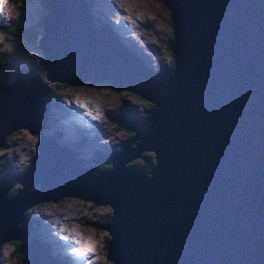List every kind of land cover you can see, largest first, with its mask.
I'll return each mask as SVG.
<instances>
[{
    "label": "water",
    "instance_id": "95a60500",
    "mask_svg": "<svg viewBox=\"0 0 264 264\" xmlns=\"http://www.w3.org/2000/svg\"><path fill=\"white\" fill-rule=\"evenodd\" d=\"M44 1L37 46L49 82L109 81L154 106L127 118L134 135L119 150L90 160L40 134L16 193L0 180V246L18 239L20 264H61L36 235L24 240L26 210L72 195L110 207L100 227L114 264H264V0H158L171 69L157 70L94 28L81 0ZM12 76L0 83V147L48 118L45 83L21 67ZM143 150L155 154L149 171L127 165ZM85 161L112 166L93 172Z\"/></svg>",
    "mask_w": 264,
    "mask_h": 264
},
{
    "label": "rangeland",
    "instance_id": "374dc122",
    "mask_svg": "<svg viewBox=\"0 0 264 264\" xmlns=\"http://www.w3.org/2000/svg\"><path fill=\"white\" fill-rule=\"evenodd\" d=\"M128 1L130 3L135 4L136 6H140L141 4H144L146 6V7L143 6V8L141 7L140 10L144 11L148 16L153 17L150 23L151 28L153 30L152 34L156 36H162L159 39V43H158L159 45L158 44L153 45V47L154 46L158 47L156 50H154V52L161 53L157 57V60L160 62L155 64L156 61L152 60V57L150 55L148 57L149 60L143 59L141 56H138V59L141 60L142 62H145L146 65L151 69H157L160 66H163L165 68H170V63L166 54V50H164L165 47L163 44V40L168 39L169 34L167 31V27L164 21L162 11L159 7V2L157 0H153V1L128 0ZM7 4L9 5V7L7 6ZM40 5L42 6L41 9L39 8ZM44 5H45L44 0H21V1L6 0L7 8L5 7L4 11L7 15L5 17L7 22H4V20L0 21V49L4 53L9 54L11 51L6 48L12 47L14 50H17L18 53L16 54V56L11 57L12 62L11 61L9 62V66L6 68L5 73L13 69L10 67L11 64L13 63L15 67L17 66L23 67V69L25 71H28L29 74L32 72L38 75L43 81L47 82L52 86V91L50 94H48L47 99L53 101V103H56V105H53L50 102V116L47 121V125L43 130V133L48 136H54L56 142L59 145L68 144L71 146L70 143L66 142L59 135V130L64 127L62 126V124H60V119L58 118L60 112L58 111L61 109H67V107L69 106V100L65 96L66 89L75 87L77 85H93V86H95L96 84L102 85L106 89L93 92V94L97 96V99L100 102H103L101 103L102 106H100L97 109V112L99 116L101 115L108 116V118H110V120L112 121V124H110V121L109 123H107L105 119H102L99 116H97L95 119L93 118L92 119L93 121L97 119L104 128L86 137L88 141L87 145L89 147V151L84 153L80 151L79 148H77V152L80 157L84 159H89L91 156L96 155L97 150H100L102 152H107L119 148L122 143L127 142L129 140L131 135L129 133V130L126 128L125 123L123 125H119L118 127L114 126V121L119 122V120H117V118L115 117L116 111L122 110L125 112V114L128 113L131 115L130 117L137 119V118H142L145 113L149 112L148 114H150L152 108H150V106L148 107L145 103H143L142 98L131 96L127 91H125L122 88H117L115 89V91H112L111 90L112 88L107 87L108 84L111 85L109 81L101 80L99 82H92V81L84 80L77 83L49 82L48 79H45V76L43 74L44 70L41 68V62L44 58V54L41 48L37 46L35 43H31L30 41H22L19 39H15L17 36L8 33L9 30L5 31L1 29L3 25H11L9 23L10 14H12L13 17L18 18L20 13H22V11L23 12L26 11L24 13L25 22L33 21L38 17L41 18L44 15L45 10L48 12V9H44ZM23 23L24 21L21 20L20 24ZM102 26L105 28V23H102ZM32 30H38V29L34 25L24 27L23 29L25 34ZM22 38L25 39L24 36ZM38 38L39 37H37V39ZM150 52H153V49L152 50L150 49ZM130 58L139 62L134 56L132 57L130 56ZM104 96L106 97L105 100L107 99V101L102 100ZM144 109L146 110V112L144 111ZM145 117H147V115L144 116L143 118ZM79 125L82 126L83 130L89 129L87 126H85L82 123H79ZM94 126H96V124ZM96 128H98V126H96ZM108 140H111L110 145L106 144V141ZM37 142H38V136H36L35 134H30L25 128H21V127L16 128V130H14L9 135L8 143H6L5 147L10 143L16 144L15 150L17 151L20 150L21 156L25 157L27 160L24 165L19 166L17 168L9 170V167H6L7 171L5 172V174L3 173L0 174L6 178H10V181L12 182V185L10 186L11 188L9 187L10 190L8 189V194L13 193L15 189L19 186L17 182L11 180V177L18 171H21V169L29 163L30 159L35 155V153L39 151V149L37 148ZM94 145H99L97 150L93 149ZM141 154L139 152L140 156ZM87 162H91L92 164H94L93 168L95 171L105 169L106 165H108L97 161H86V163ZM0 165L5 166V163H0ZM38 184H40V182H38ZM31 187H35V186L32 185ZM58 202L60 203L57 204ZM51 204H55V206H50ZM47 207H48V212L46 213L48 214L50 213V215L55 214L56 212H58V214L60 215L63 213L61 217L59 215V218L61 221L62 219L64 220V222L67 224L69 229L74 230L78 235L83 237L86 241L89 240L92 241L93 244H95L94 246L92 245L93 252L92 251L88 252V254L86 255L84 254L83 251L81 252L83 257L91 256L90 259H84L82 264H92L91 262L97 260L99 261V264H114L113 261L110 260L109 258H104L105 250L103 248V245L106 243L109 236H107L106 233L107 230L100 227V225H102L105 219L108 217V214H106L108 210L106 205H101V203L93 204L92 201H89L87 199H81L75 196H70V197L66 196L58 201H48V200L39 201L27 210L28 215L36 223V230L35 232H32L31 235L36 234L41 240L45 241L47 243L50 253L56 256L58 259H61L63 261L65 260V264H73L71 259L77 258L81 255L76 256L72 252L70 253L69 251L65 250L63 248L64 240L59 236H55L52 232L49 231V229L52 227V224H50L51 221H45L41 217V210ZM42 213H43L42 215L44 216L45 212L43 211ZM66 214H69V216ZM34 226L35 224H33V227ZM91 226L93 228V233L90 232ZM93 235L95 236L93 237ZM16 240L18 245L19 241L18 239ZM17 245L15 246L13 242H9V241L2 244V246L0 247V264H19V257H18L19 252L14 251ZM51 246H53V248ZM60 247L64 249L63 252L60 251L62 249ZM99 250H100V254H98ZM56 257L54 258L56 259Z\"/></svg>",
    "mask_w": 264,
    "mask_h": 264
},
{
    "label": "clouds",
    "instance_id": "9594fccd",
    "mask_svg": "<svg viewBox=\"0 0 264 264\" xmlns=\"http://www.w3.org/2000/svg\"><path fill=\"white\" fill-rule=\"evenodd\" d=\"M80 5L82 7V10H83V13L85 15V18L90 20V21H92L93 23H95V27L94 28H97L102 33H104V34L108 35L110 38H112L131 57L134 56L140 62V64L146 65L145 62H142L141 60L138 59V56H141L143 59L149 60L148 57L150 55L152 57V60L156 61L155 64L160 62V61L157 60V57L161 53L160 52H154V50H156L158 47H156V46L153 47V45L154 44H158L159 43V39L162 36H156V35L152 34L153 30L151 28L150 23H151V20L153 19V17L152 16L151 17L148 16L144 11L140 10L141 7L142 8H143V6L146 7L144 4H141L140 6H136L135 4L130 3L128 0H81ZM107 6H109V7H107ZM159 7H160V4H159ZM39 8L41 9L42 6L40 5ZM44 9H47V7L45 5H44ZM160 9H161V7H160ZM25 12L20 13L18 18H15V17L12 16V14H10L9 23L11 25H13V27L15 26L16 28H18L21 31V33L23 34L24 37H25V33L23 31L24 27H28V26H31V25L32 26L34 25L38 30H40L39 35L43 34L44 30L42 28V18H43L44 15L41 18L38 17V18H36L33 21L25 22V17H24V13ZM45 12H46V10H45ZM45 12H44V14H45ZM21 20L24 21L23 24H20ZM39 22H41V24H39ZM102 23H105V28L102 26ZM145 25H146V27H144ZM15 39H19V40H22V41H28V39L26 37H25V39H23L20 36L16 37ZM37 41H38V39L35 40V44L36 45H37ZM9 48H10V50L15 51L16 54L18 53V51L14 50L12 47H9ZM40 48L42 50V47H40ZM150 49L151 50L153 49V52H150ZM43 54H44V52H43ZM44 58H45V54H44ZM44 58H43L42 62L44 61ZM133 61H135V60H133ZM42 62H41V64H42ZM135 62H137V61H135ZM139 62H137V63H139ZM10 67L13 68V69L10 70L11 75H13V71L15 69H17L18 67H21V66L15 67L13 65V63H12ZM41 67H43V65H41ZM160 67H162L164 69H169V68H165L163 66H160ZM21 68H23V67H21ZM42 69L45 72H48L47 69H44V68H42ZM157 69H159V67ZM30 74H32L33 76H36L39 79V81L44 82L46 84V86L50 89V93H51L52 89L50 87L51 86L50 84H48L47 82L43 81L38 75H36V74H34L32 72ZM9 78H10L9 81L0 82V83L8 84V83H10V82L15 80L13 76L9 77ZM45 79H46V76H45ZM82 81H84V80H82ZM50 82H58V81L54 80V81H50ZM64 83H67V82H64ZM96 86H98V87H96ZM94 87H96V88H94ZM102 89H106V88H104L100 84H96L95 86H93V85H77L75 87H71V88H67L66 89L65 96L69 100V106L67 107V109H61V110L58 111V112H60V114L58 115V118L60 119V124H62V126L64 127V128H61L59 130V135L66 142L70 143L71 146L68 145V144L59 145L56 142L55 137L53 136L52 138H54L55 143H56V145L58 147H61V148L65 147V148H68V149H73L75 151L77 150V148H79L80 151H82L84 153L89 151V147L87 145L88 141H87L86 137L88 135L93 134L96 131L101 130L102 128H104V127H102V125L99 123L98 120L96 122L92 120L93 118H96L97 116H99V114L97 112V109L100 106H102L101 103H103V102H100L97 99V96L94 95L93 92L101 91ZM112 91H115V90L112 89ZM127 92L129 93V91H127ZM103 93H101V94H103ZM106 93H109V92H106ZM105 98L106 97L104 96L102 98V100L107 101V99L105 100ZM46 101H47V111H46L47 114H46V116L48 118H46V120L44 121V125L45 126L43 127V129L40 132H34L33 133L36 136H38V141H39L40 134H42L43 136L51 137V136H48V135L44 134L43 130L45 129V127L47 125V121H48L49 116H50V102L53 105H56V103H53V101H51V100H49L47 98H46ZM143 103H142V105H143ZM108 109H109V107H108ZM144 111L146 112L145 109H144ZM122 112H124V111H122ZM148 113H145L144 116L148 115ZM99 117H101L102 119H105L107 121V123H109V121H110V118H108V116L101 115ZM115 117H116V115H115ZM142 118H137V119H142ZM117 120H119V118H117ZM119 122H121V121L119 120ZM79 123L84 124L89 129L88 130H83L81 128V126L79 125ZM95 124H96V126H98V128H96V126H94ZM125 125L127 126V119L125 121ZM21 128H23V127H21ZM24 128L27 130L26 127H24ZM13 131H10V133L7 134V135H10ZM37 144H38V142H37ZM15 147H16V144H14V143H10L7 147H5V143H4V145L2 147H0V153H1V155H3L1 157V159H0V163H5V166L0 165V174L1 173L5 174V172L7 171V169H6V167H8L7 159L15 158V160H20V162H21L20 166H22V165H24L26 163L27 159L25 157L21 156L20 150L19 151L15 150ZM93 149L97 150L98 146L94 145ZM114 150H118V149H114ZM97 151H99L101 153H106V152H102L100 150H97ZM110 151H113V150H110ZM107 152H109V151H107ZM37 153H38V151L35 153V155ZM96 155H97V152H96ZM96 155L91 156L89 159L95 158ZM34 156L30 159V161L34 158ZM76 157L84 159V158H82V157H80L78 155V152H76ZM30 161H29V163L27 165H25L21 169V171H18L16 174H14L11 177V180H14L15 182H17L16 178H14V177L17 174L23 172V170L25 168H27L28 165L30 164ZM100 163H102V162H100ZM84 164L87 165V164H92V163L91 162H87L86 163V161H85ZM92 166L94 167V164H92ZM93 167H92L93 172L101 171V170L95 171ZM102 170H104V169H102ZM1 177H3L4 181H9L10 183H12L10 181V178H6V177L0 175V180H1ZM17 183H18V185L21 184L20 182H17ZM33 185L35 187H31L32 185H30L29 189H37V188H39L38 182H36ZM20 187L21 186H18L15 189V191L13 193H10V194H8V190H7L6 194L11 196V195L15 194L17 189H19ZM10 188H8V189L10 190ZM66 196L70 197L72 195H61V196L55 198L54 200L43 199L41 201H44V200L58 201L61 198L66 197ZM81 199H83V198H81ZM89 201H91V200H89ZM59 203L60 202H58L57 204H59ZM33 205H31L30 207H32ZM50 206H55V204H51ZM30 207H28L27 210ZM48 207L44 208L43 210H41V217L45 221H51L52 227L49 229V231L52 232L55 236H59L60 238H62L64 240L63 248L65 250H67L69 252H72L74 255L77 256V255H82L81 254V252H82L81 249H83V248H85L86 246H89V245L90 246H92V245L94 246L95 245V244H93L92 241H89V240L86 241L83 237L78 235L74 230L69 229V227L64 222V220L63 219H62V221L60 220V218H59L60 214H58V212H56L55 214H51V215L47 214V215L43 216L42 212L43 211L44 212H48ZM106 214H108V213H106ZM66 215L69 216V214H66ZM60 217H61V215H60ZM30 219L33 221L35 226L34 227L32 226V228L28 232V235L30 233L29 236L27 235L28 237H26V238L23 237L24 240L36 235V234L31 235V233L35 232V230H36V223L34 222V220L31 217H30ZM90 232L93 233L92 226L90 227ZM94 236L95 235H93V237ZM107 236H109L108 233H107ZM23 238L21 239V241H23ZM10 240L11 239H8L7 241L10 242ZM92 252H93V250H92ZM18 254H20V257H21V253L19 252ZM98 254H100V250H99ZM54 257H56V256H54ZM58 260L62 261L61 259H58ZM62 263L65 264L63 261H62ZM81 263H83V261H81Z\"/></svg>",
    "mask_w": 264,
    "mask_h": 264
},
{
    "label": "trees",
    "instance_id": "16d2710c",
    "mask_svg": "<svg viewBox=\"0 0 264 264\" xmlns=\"http://www.w3.org/2000/svg\"><path fill=\"white\" fill-rule=\"evenodd\" d=\"M39 24H41V22H39ZM42 28H43V24H42ZM7 30H9L8 33H10L12 35H15L17 37H19V36L22 37L23 36L21 31L18 28H16L15 26L13 27V25H10V27H8ZM39 33H40V30H32L30 32H27L25 34V37L28 39V41H30L32 43H35V40L37 39V37H39ZM6 49L10 50L9 47H7ZM10 51H12V52H10L9 54H6L3 51H1V49H0V82H7L10 79L9 77H12L10 70L5 73L6 68L9 66V62L11 61V57L12 56H16V52L15 51H13V50H10ZM169 69H171V67ZM43 74H44V76H46V72L45 71L43 72ZM50 87L52 89V86H50ZM107 87L112 88V89L115 90V88L113 86H111L110 84H108ZM129 95L136 96L137 98L138 97L142 98L143 102L148 107L150 106V108H153V106H154V102H152V101H150L148 99H145L144 97L140 96L139 94H135V93L129 92ZM115 115H116V118H119V120L121 121V122L114 121V126L115 127H118L119 125H123L125 123L126 119L129 116H131L130 114H128V113L125 114V112H122V111H119V110L116 111ZM110 123L112 124L111 120H110ZM126 128L129 130L128 126H126ZM129 133H130L131 136L134 135V131L133 130H129ZM8 137H9V135H7L4 138L5 145H6V143H8ZM119 148H117V149L119 150ZM154 156H155V154H154V152L152 150H145V151L142 152L141 157H136V158H133V159L129 160L127 162V165L140 166L145 171H149L151 166L155 165V163H156V160H155ZM104 164H108V165H106V169H110L111 166H112L110 163H104ZM19 186H21V184ZM106 206L108 208L107 213H108V216H109V214L111 212V209H110V207L108 205H106ZM26 213L28 214L27 211H26ZM10 239H11L10 242H13L15 244V246H16L17 245V240L16 239H12V238H10ZM18 257H19V264H20V254H18Z\"/></svg>",
    "mask_w": 264,
    "mask_h": 264
},
{
    "label": "bare ground",
    "instance_id": "6f19581e",
    "mask_svg": "<svg viewBox=\"0 0 264 264\" xmlns=\"http://www.w3.org/2000/svg\"><path fill=\"white\" fill-rule=\"evenodd\" d=\"M21 1V0H20ZM7 6L9 7V5L7 4ZM19 6V5H18ZM5 7H6V5H5ZM7 8V7H6ZM5 9V8H4ZM15 10V9H14ZM23 12V11H22ZM48 12L46 11V13L45 14H47ZM7 15H6V13H5V11L2 13V14H0V21H2V20H4L5 19V17H6ZM42 24L44 25V23L42 22ZM8 27H10V25H3V27H1V29L2 30H7L8 29ZM15 36V35H14ZM40 36V35H39ZM23 37V36H22ZM134 62V61H133ZM42 82V81H41ZM11 83V82H10ZM46 85V84H45ZM112 111V110H111ZM95 119V118H94ZM95 121H97V119L95 120ZM81 128H82V126H81ZM83 129V128H82ZM51 137H53V136H51ZM110 141L111 140H108V141H106V144L107 145H110ZM97 146H99V145H97ZM67 209V208H66ZM63 212V211H62ZM48 213H44V215H47ZM49 215H50V213H49ZM61 215H63V213L61 214ZM50 224H52V223H50ZM52 248H53V246H51ZM60 248H62V247H60ZM55 249V248H54ZM63 248L60 250V251H62L63 252ZM71 253V252H70ZM63 254V253H62ZM91 255V254H90ZM93 255V254H92ZM90 257L91 256H84V257H82V255L81 256H79V257H77V258H72L71 259V261H72V263L73 264H82L80 261H84V259H90ZM65 258H66V255H65ZM64 258V259H65ZM57 259V258H56ZM63 261V260H62ZM62 261H60V263L61 264H63L62 263ZM64 263H65V260L63 261ZM92 264H99V261L97 260V261H94V262H91Z\"/></svg>",
    "mask_w": 264,
    "mask_h": 264
},
{
    "label": "snow or ice",
    "instance_id": "6c2138e0",
    "mask_svg": "<svg viewBox=\"0 0 264 264\" xmlns=\"http://www.w3.org/2000/svg\"><path fill=\"white\" fill-rule=\"evenodd\" d=\"M5 5H6V0H0V14L4 12ZM92 250H93V247L90 245L81 249V251H83L85 255L88 254V252H91Z\"/></svg>",
    "mask_w": 264,
    "mask_h": 264
}]
</instances>
